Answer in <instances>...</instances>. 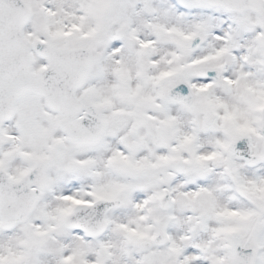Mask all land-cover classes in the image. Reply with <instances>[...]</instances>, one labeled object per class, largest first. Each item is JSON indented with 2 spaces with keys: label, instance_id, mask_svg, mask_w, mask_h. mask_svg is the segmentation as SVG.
Instances as JSON below:
<instances>
[{
  "label": "snow or ice",
  "instance_id": "6c2138e0",
  "mask_svg": "<svg viewBox=\"0 0 264 264\" xmlns=\"http://www.w3.org/2000/svg\"><path fill=\"white\" fill-rule=\"evenodd\" d=\"M0 264H264V0H0Z\"/></svg>",
  "mask_w": 264,
  "mask_h": 264
}]
</instances>
